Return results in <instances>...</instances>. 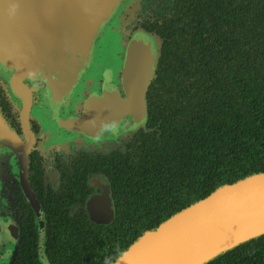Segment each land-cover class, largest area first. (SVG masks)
<instances>
[{
    "label": "trees",
    "instance_id": "16d2710c",
    "mask_svg": "<svg viewBox=\"0 0 264 264\" xmlns=\"http://www.w3.org/2000/svg\"><path fill=\"white\" fill-rule=\"evenodd\" d=\"M174 5L155 24L161 45L150 131L136 136L138 172L127 185L126 213L112 234L87 240L102 246V264L217 187L264 172V0ZM206 264H264V236Z\"/></svg>",
    "mask_w": 264,
    "mask_h": 264
},
{
    "label": "flooded vegetation",
    "instance_id": "af4514ba",
    "mask_svg": "<svg viewBox=\"0 0 264 264\" xmlns=\"http://www.w3.org/2000/svg\"><path fill=\"white\" fill-rule=\"evenodd\" d=\"M143 1L148 9L140 14L141 6L127 24L125 40L137 30L149 34L157 45L156 68L161 39L155 24L172 16L177 0ZM103 70L88 66L59 90L37 77L14 92L0 76V264H102V246L87 240L112 234L126 213L127 185L138 172L136 136L150 131L153 80L145 116L132 127L115 110V101L125 98L121 74L109 84L114 78ZM92 198L97 214L112 211L109 224L90 220Z\"/></svg>",
    "mask_w": 264,
    "mask_h": 264
},
{
    "label": "water",
    "instance_id": "95a60500",
    "mask_svg": "<svg viewBox=\"0 0 264 264\" xmlns=\"http://www.w3.org/2000/svg\"><path fill=\"white\" fill-rule=\"evenodd\" d=\"M140 1L0 0V76L16 92L37 77L59 90L88 66L105 69L103 76L114 78L109 84L120 73L125 98L115 110L137 126L157 58L149 34L137 30L125 40ZM95 202H88L90 220L109 224L112 211L97 214L90 209ZM262 236L264 172L217 187L143 232L111 264H206Z\"/></svg>",
    "mask_w": 264,
    "mask_h": 264
},
{
    "label": "rangeland",
    "instance_id": "374dc122",
    "mask_svg": "<svg viewBox=\"0 0 264 264\" xmlns=\"http://www.w3.org/2000/svg\"><path fill=\"white\" fill-rule=\"evenodd\" d=\"M147 5H148V2L143 1V0H142V2L140 1V7L142 6V9L141 10H140V7H139L140 14H144L145 13V11L148 9L147 8ZM139 10H138V12H139Z\"/></svg>",
    "mask_w": 264,
    "mask_h": 264
}]
</instances>
